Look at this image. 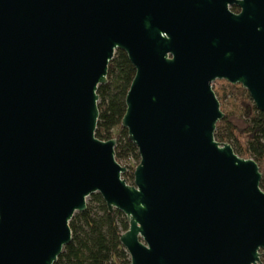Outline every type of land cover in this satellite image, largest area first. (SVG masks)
<instances>
[{"label": "water", "instance_id": "1", "mask_svg": "<svg viewBox=\"0 0 264 264\" xmlns=\"http://www.w3.org/2000/svg\"><path fill=\"white\" fill-rule=\"evenodd\" d=\"M118 50L133 184L96 134ZM218 79L264 111V0H0V264H55L95 193L131 264H264L263 174L215 138Z\"/></svg>", "mask_w": 264, "mask_h": 264}, {"label": "trees", "instance_id": "2", "mask_svg": "<svg viewBox=\"0 0 264 264\" xmlns=\"http://www.w3.org/2000/svg\"><path fill=\"white\" fill-rule=\"evenodd\" d=\"M135 74L136 68L127 53L118 50L109 66L108 82L98 89L100 117L96 131L100 139H117L116 157L127 167L123 176L131 184L140 153L129 140L122 121L127 109V93ZM229 85L243 110L244 124L240 126L230 115H225L217 125L215 138L230 143L240 156L249 155L258 162L264 189V111L257 108L243 86ZM70 225L72 241L65 246L55 264H131L130 254L120 240L121 234L129 228L127 217L117 209L110 212L100 193L90 196L87 209L77 212ZM262 258L264 261V255Z\"/></svg>", "mask_w": 264, "mask_h": 264}, {"label": "rangeland", "instance_id": "3", "mask_svg": "<svg viewBox=\"0 0 264 264\" xmlns=\"http://www.w3.org/2000/svg\"><path fill=\"white\" fill-rule=\"evenodd\" d=\"M230 83L227 80L218 79L213 83V88L217 92L218 98L221 102V108L225 115H230L235 123L243 126L242 108L238 103L236 96L230 90ZM239 86H242L239 84ZM245 158H252L249 155L242 156ZM90 197L88 198L89 202Z\"/></svg>", "mask_w": 264, "mask_h": 264}, {"label": "flooded vegetation", "instance_id": "4", "mask_svg": "<svg viewBox=\"0 0 264 264\" xmlns=\"http://www.w3.org/2000/svg\"><path fill=\"white\" fill-rule=\"evenodd\" d=\"M231 9H232L234 12H239V11H240V8H239L237 5H233V6H231Z\"/></svg>", "mask_w": 264, "mask_h": 264}]
</instances>
